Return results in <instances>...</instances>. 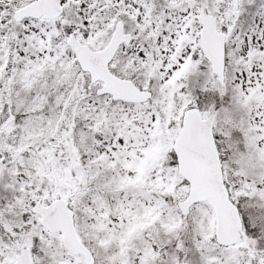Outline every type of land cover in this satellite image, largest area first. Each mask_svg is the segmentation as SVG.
<instances>
[{"label": "snow or ice", "instance_id": "snow-or-ice-1", "mask_svg": "<svg viewBox=\"0 0 264 264\" xmlns=\"http://www.w3.org/2000/svg\"><path fill=\"white\" fill-rule=\"evenodd\" d=\"M0 264H264V0H0Z\"/></svg>", "mask_w": 264, "mask_h": 264}]
</instances>
